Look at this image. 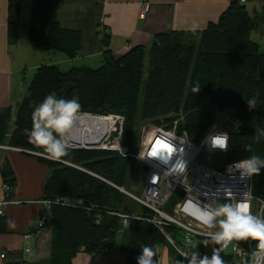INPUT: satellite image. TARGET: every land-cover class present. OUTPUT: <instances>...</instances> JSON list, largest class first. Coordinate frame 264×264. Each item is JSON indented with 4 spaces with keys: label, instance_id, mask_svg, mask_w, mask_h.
Masks as SVG:
<instances>
[{
    "label": "trees",
    "instance_id": "trees-1",
    "mask_svg": "<svg viewBox=\"0 0 264 264\" xmlns=\"http://www.w3.org/2000/svg\"><path fill=\"white\" fill-rule=\"evenodd\" d=\"M21 3L7 0L10 46L18 41ZM50 4L51 0H32L27 37L35 45L72 59L79 36L48 23ZM263 28L264 6L250 16L242 5L232 3L215 23L201 31L158 34L147 49L136 46L119 58L112 56L104 41L97 69L70 67L61 71L53 65L39 66L14 116L9 107L0 108V145L36 154L39 149L28 142L24 132L31 126V105L55 92L65 99L78 96L80 113L123 117L120 143L131 153L138 150L142 124L168 130L176 121V132H185L191 143L198 144L217 115L231 112L224 161L264 157V54L250 39L251 32ZM195 84L200 90L193 94ZM250 100L255 104L249 105ZM36 158L49 170L43 199L50 202L45 210L50 238L47 258L31 264H71L80 251L90 255L109 253L118 235L122 238L124 264H136L145 245L155 253L154 264L159 246H167L176 255L165 236L178 242L181 231L169 224L160 229L152 223L155 213L127 195L140 197V176L145 174L132 158L112 151L70 148L62 158L67 162L48 159L47 154ZM0 175L6 185H14L6 161L0 166ZM252 194L264 198V169L252 176ZM182 198V191L176 189L162 210L172 214ZM120 215L133 217L129 227L122 226ZM203 247L199 240L195 251L203 255ZM220 255L223 264H243L222 251ZM1 258L3 264H29L19 251H4ZM178 259L180 264H188Z\"/></svg>",
    "mask_w": 264,
    "mask_h": 264
},
{
    "label": "crops",
    "instance_id": "crops-1",
    "mask_svg": "<svg viewBox=\"0 0 264 264\" xmlns=\"http://www.w3.org/2000/svg\"><path fill=\"white\" fill-rule=\"evenodd\" d=\"M139 1L51 0L48 23L61 32L79 36L77 53L68 59L57 51L46 50L29 41L27 28L32 0H22L18 41L10 46L7 41V0H0V108L9 107L14 116L27 86L24 82L27 70L35 72L43 65L58 68L79 64L78 67L89 68L102 62L104 41L112 56L119 58L136 46L147 49L158 34L201 31L215 23L232 3L242 5L250 16L264 6V0H143L148 7L142 15ZM250 39L258 45L259 53L264 54V28L251 32ZM42 51L51 56L50 62H33L32 54ZM0 146V166L6 161L14 179L8 192V185L0 175V203L11 202L2 209L0 216L4 226V231L0 232V264H3L1 254L4 251H21L26 244L24 235L28 234L32 236L29 240L31 251L23 255V259L29 264L43 261L48 256L50 229L48 222L39 229L38 218L43 210H47L42 201L49 170L36 158L42 155ZM119 239L120 244L115 241L112 252L90 255L80 251L71 264H124L121 236ZM156 252V264H180L167 246L157 247Z\"/></svg>",
    "mask_w": 264,
    "mask_h": 264
},
{
    "label": "built area",
    "instance_id": "built-area-1",
    "mask_svg": "<svg viewBox=\"0 0 264 264\" xmlns=\"http://www.w3.org/2000/svg\"><path fill=\"white\" fill-rule=\"evenodd\" d=\"M138 5L140 13L143 15L148 5L143 0H140ZM218 118L219 115L208 127L198 144L191 143L185 132L181 134L176 132V121L168 130L150 126L141 136L138 150L131 153L126 146L120 143L124 123L123 117L114 114L79 113L77 117L78 126H74L73 130L75 134L86 137V140L77 142L69 137L73 143L70 144L69 148L112 151L121 157L132 158L137 164L146 167L141 196L127 195L155 213V217L152 219L154 225L161 229L169 224L181 231L182 235L178 242L169 236H165V238L181 262L187 261L189 263L194 253L198 254L196 256L197 261L203 256L211 257L212 249L218 245L211 240L210 236L206 235V233L218 229L215 227L207 228L199 223L194 218V210L187 207L189 203L196 204L200 208L206 206L215 208L219 204L235 203L246 199L250 205V212L264 219V198L253 196L252 176L244 178L238 172L229 170V166L237 161L225 162L219 169L212 168L200 161L204 154H208L205 157L207 162L211 158L210 155H223L226 152L210 150L203 143L205 137L211 132H223L218 128ZM154 149L157 152L156 156L151 154ZM177 159H182L185 163L183 172H178L171 167V163ZM165 160L170 161V163H163ZM176 189L182 191L183 198L174 206L172 214H167L162 210V207ZM6 191H10L9 186H6ZM10 203L9 200L0 203V216L3 215L2 209ZM42 205L48 209L50 202L42 201ZM120 217L122 218V226L129 227L133 217L128 215H120ZM125 217L128 219L127 225L125 224ZM47 221L46 212L43 210L38 218V228L42 229ZM31 237L29 234L24 235L26 244L20 251L22 256L31 251L29 246ZM199 240L204 246L203 255L195 251V246ZM204 241H208V243L204 244ZM234 243L237 244L239 252L233 249ZM228 246L229 253H225ZM228 246L222 252L230 255L235 261L243 262V264H247L250 253L257 250L254 241L239 243L233 241Z\"/></svg>",
    "mask_w": 264,
    "mask_h": 264
},
{
    "label": "clouds",
    "instance_id": "clouds-1",
    "mask_svg": "<svg viewBox=\"0 0 264 264\" xmlns=\"http://www.w3.org/2000/svg\"><path fill=\"white\" fill-rule=\"evenodd\" d=\"M199 90V84H195L191 88L193 94ZM248 103L254 105L255 101L250 100ZM80 109L81 104L78 96L73 95L71 98L65 99L58 97L55 92H49L38 103L31 105V126L24 129V132L28 142L39 149L37 155L47 154L48 159L67 162L62 158L68 155L69 146L73 144L69 133L75 125ZM261 135H264V131L261 132ZM228 139L227 133L213 131L205 137L203 143L210 150L224 152L229 148ZM163 163L167 164L170 161L165 160ZM171 167L178 172H183L185 163L182 159H177L171 163ZM262 169H264V157L257 155L241 159L229 166V170L238 172L244 178L259 175ZM187 207L194 210V218L199 223L207 228L218 229L215 232H208L206 235L210 236L215 244L220 245L219 248L212 249L211 257L203 256L197 261L198 254L194 253L189 264H223L220 253L233 241L237 243L254 241L257 250L250 253L247 264H264V219L250 212V205L246 199L235 203L219 204L215 208L209 206L200 208L191 203ZM127 221L128 219L125 217L126 225ZM203 243L207 244L208 241ZM232 246L234 250L240 251L237 244L234 243ZM154 254L151 247L143 246L140 248V255L136 258V264H154L152 259Z\"/></svg>",
    "mask_w": 264,
    "mask_h": 264
},
{
    "label": "rangeland",
    "instance_id": "rangeland-1",
    "mask_svg": "<svg viewBox=\"0 0 264 264\" xmlns=\"http://www.w3.org/2000/svg\"><path fill=\"white\" fill-rule=\"evenodd\" d=\"M49 55H51V54H49ZM30 58H32V59L34 58L33 62H39V60H43V62H45L46 64L48 62H50V60H51V56L50 57L47 56V53H45L43 51L41 53L40 52L39 53H37V52L33 53L32 54V57H30ZM100 65H101V63H99L98 65H91V67H89V68H91V69H97V68H99ZM73 66L78 67L80 65L79 64H74ZM69 68H70V66H66V67L65 66L63 67L62 65L58 66V69L61 70V71H66ZM146 68H147V61L144 63V70H143V75H142V81L140 83V97H141L142 91H143V86H144V81H145V76H146ZM33 73H34V71H30V70L25 71L24 82L26 83V85L29 84V82H30V80H31V78L33 76ZM226 118H228V120H226ZM218 119H219L218 120V128H219V130L220 131H223V132H226L227 127H228V125H230V122H231V112H224V113L220 114ZM149 128H150V125L147 124V123L146 124H142L140 126V129H139V140H140L141 136L143 135V133L147 129H149ZM206 156H208V154H204L203 156H201L200 161L201 162H204L206 165H208V166H210L212 168L219 169L225 163L224 156H222V155H219V154L218 155H215V154L210 155L211 158L207 162L205 161V157ZM140 179H141L140 180L141 181V185L139 184L140 185V188H139V191L138 192H139V194L141 196V194L143 193V185H144V182H145V174L144 175H141L140 176ZM133 188L134 189L136 188L135 185L133 186ZM170 208H169V210H170ZM120 241L121 240L119 239V236H118V239L116 241L117 242V245L120 244ZM225 253H229V246L225 249Z\"/></svg>",
    "mask_w": 264,
    "mask_h": 264
},
{
    "label": "bare ground",
    "instance_id": "bare-ground-1",
    "mask_svg": "<svg viewBox=\"0 0 264 264\" xmlns=\"http://www.w3.org/2000/svg\"><path fill=\"white\" fill-rule=\"evenodd\" d=\"M77 123H78V121L76 120L75 124H77ZM74 126L77 127L78 124H77V125H74ZM69 137H70L73 141H77V142H78V141L83 142V141L86 140V137H84V136H79V135L75 134L73 129H72L71 132L69 133ZM151 154H155V156H156V154H157L156 150H155V149L152 150V151H151Z\"/></svg>",
    "mask_w": 264,
    "mask_h": 264
},
{
    "label": "water",
    "instance_id": "water-1",
    "mask_svg": "<svg viewBox=\"0 0 264 264\" xmlns=\"http://www.w3.org/2000/svg\"><path fill=\"white\" fill-rule=\"evenodd\" d=\"M52 160V159H51ZM142 167V170H143V172L144 173H146V171H147V168L146 167H144V166H141Z\"/></svg>",
    "mask_w": 264,
    "mask_h": 264
}]
</instances>
